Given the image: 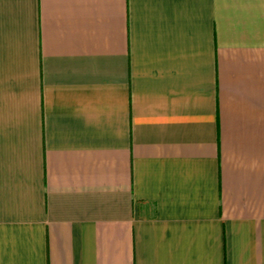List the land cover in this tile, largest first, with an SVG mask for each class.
I'll return each instance as SVG.
<instances>
[{"label":"crops","instance_id":"0c3cea01","mask_svg":"<svg viewBox=\"0 0 264 264\" xmlns=\"http://www.w3.org/2000/svg\"><path fill=\"white\" fill-rule=\"evenodd\" d=\"M0 264H264V0H0Z\"/></svg>","mask_w":264,"mask_h":264}]
</instances>
